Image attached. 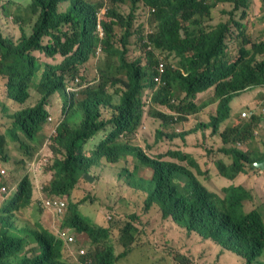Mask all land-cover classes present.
I'll use <instances>...</instances> for the list:
<instances>
[{"label": "trees", "instance_id": "1", "mask_svg": "<svg viewBox=\"0 0 264 264\" xmlns=\"http://www.w3.org/2000/svg\"><path fill=\"white\" fill-rule=\"evenodd\" d=\"M109 2L101 21L102 36L96 15L102 6L100 0H30L27 4L0 0V80L8 99L21 106L9 113L10 106L0 101L1 110L9 114L0 117V161L10 162L6 149L10 141H19L20 149L39 146L51 127L49 147L23 157L47 158L40 168L44 170L42 181L48 183L36 199L42 208L47 199L64 200L67 223L76 235L85 234L90 240L83 246L85 254L80 255L70 252L75 245L57 240L41 222L17 227L18 214L35 203L34 183L30 174L9 179L7 171L1 173L0 169L4 184L15 186L13 197L0 208V264H115L129 256L138 233L133 224L139 220L137 216L119 225L105 215L107 224L102 227L80 212L81 204L97 199L91 193L79 199L78 193L90 178L98 177L94 174H100L115 193L137 181L149 193L145 211L155 203L163 219L171 217L187 233L236 253L243 264H264L260 262L264 217L255 207L245 208L252 200L251 190L233 185L241 174L264 176V170L253 165L264 156V150L253 155L246 145L262 135L264 118H236L223 130L220 127L230 118L229 103L234 97L264 86V23L259 36L252 38L244 35L243 21L252 2L264 11V0ZM148 7L152 26L145 31L140 18ZM215 10L228 17L211 26L207 21ZM229 33H233V45L226 48ZM99 46L105 53L106 69L101 70L97 82L90 83L81 67ZM232 49L239 53L241 64L228 65L225 57ZM132 53L137 54L132 57ZM145 89L150 93L144 94ZM32 90L40 99L25 106ZM57 93L65 95L59 104L61 118L48 125L49 107ZM200 98L202 106L211 98H217L218 104L215 112L207 110L209 120L199 121L191 131L210 128L211 134L221 139L219 152L230 159L228 162L205 155L197 158L182 147L191 131H182L179 125L184 115L199 109ZM138 131L143 136L153 131L152 142L144 146H166L164 156L171 162L149 159L141 144L133 145ZM131 157L152 169L150 179L137 178L127 162ZM105 164H115L109 177L95 170ZM213 166L223 183L222 196L205 182L212 181ZM113 229L119 230L118 243L123 248L118 255L109 242ZM24 250L27 255L19 259Z\"/></svg>", "mask_w": 264, "mask_h": 264}, {"label": "rangeland", "instance_id": "2", "mask_svg": "<svg viewBox=\"0 0 264 264\" xmlns=\"http://www.w3.org/2000/svg\"><path fill=\"white\" fill-rule=\"evenodd\" d=\"M27 4L30 0H18ZM95 1V0H93ZM227 19L226 16H221L218 10L213 13L212 20L208 24L214 25L220 20ZM246 24L244 27V35L250 34L252 38L259 36L258 32L262 30L264 23V11L260 9V5L252 2L250 8L248 9V14L243 20ZM3 22V19H1ZM151 18L148 22L147 29L151 28ZM233 33H229L226 38V48L232 47ZM239 38V37H238ZM132 47V45H129ZM133 48V47H132ZM130 52L128 51V54ZM231 57L237 55L233 49L228 52ZM104 52L101 51L99 54H94L90 60L81 67V73L88 78V82H94L99 80V74L102 69H106L104 65ZM137 53H132V57H135ZM229 56V57H230ZM144 94L150 93L148 90H144ZM79 98H82L80 95ZM208 98V97H205ZM40 99V95L36 90H32L31 97L25 106L34 105ZM202 98L198 100L199 103L202 102ZM0 101L5 102L10 106L9 113L15 112L20 105L15 104L13 101L8 99L6 94V89L4 88L3 82L0 80ZM65 101V95L63 93H57L53 104L49 107L51 116L54 120L61 118L59 113V104H63ZM255 104L256 111L261 112L264 109V88L252 87L246 92H242L236 97H234L230 103V118L235 116V113L241 114L242 111H248L247 106ZM217 102H214L211 106H206L204 108V113L207 110L210 112H215ZM246 107V108H245ZM12 108V109H11ZM146 111V110H145ZM9 114L4 113L0 107V117H8ZM264 118V115H261ZM241 118V116H240ZM243 120H248V118H241ZM3 118H0V130L3 127ZM196 120L192 114H188L185 120V129H192L195 125ZM48 125H52L53 121L48 119ZM150 129L151 124H148ZM52 128L45 133V136L41 138V142L38 143L39 146L31 144L29 149H20L21 146L19 141L9 142L7 149L10 155V162L3 163L0 161V169L6 170L9 174V179L22 178L24 174H30V178L34 183V196L33 201L40 197V191L42 187L48 183V181H42L41 176L44 170L40 168L41 161H47L45 155H41L40 158L34 159H23L24 156H29L30 153L35 155L41 152L43 149L48 148V137L51 134ZM262 135L254 138L252 141L246 143L248 150L253 154H260L264 150V131L260 132ZM154 136L153 131L148 135L143 136L138 134L136 139L132 142L135 145L141 144L143 150L147 153L163 151L166 146H152L151 148H146L144 145L148 142H152ZM155 139V138H154ZM184 145L182 147L184 151L193 153L197 158L198 155L201 156L203 153L202 148H209L211 146H216L218 143L217 136L212 135L210 130L196 131L190 133L185 137L183 141ZM182 144V143H181ZM45 151V150H44ZM43 151V152H44ZM43 152L41 154H43ZM219 156H223L224 160H228L227 156L218 153ZM216 157L214 153L210 154V159ZM31 160V161H30ZM199 160V159H198ZM136 161L133 159L130 163V168L132 164ZM23 162V163H22ZM35 163L38 165L36 167ZM200 166L202 162L199 160ZM26 165V168L24 167ZM115 164H105L97 167L98 171H103L106 177L112 175L115 170L112 166ZM17 167L18 171H14ZM103 170V168H105ZM45 169V168H44ZM145 170V167H142ZM143 179L146 180L147 175L145 172L141 171ZM212 181H205L211 187L215 188L217 194L222 196L223 183L217 178L216 167L213 166ZM98 177H92L89 179L88 184L84 185L79 191L81 199L82 194L88 193L93 194L97 197L95 201L88 200L85 204L81 205L80 212L83 216L89 217L94 223H99L100 226L106 227L107 221L105 215L112 217V222H117L121 225L124 221H129V216L135 215L139 218L138 221H134V226L138 230V233L134 236V244L132 253L124 258L115 261V264H243V260L240 256L230 250H223L219 246L209 243L202 239L198 234L187 233L183 228L177 226L171 219H163L160 215L159 209L157 207H152L150 211L143 212L142 204L146 197V194L136 187L127 188L123 186L121 191L115 193L110 185L102 178L100 174ZM120 182V181H119ZM119 182L115 183L116 185ZM204 183V182H203ZM205 183V184H206ZM0 184L7 187L8 193L3 194L0 189V208L5 200L13 197L14 184H4V180L0 177ZM135 184H138L135 181ZM233 185L244 186L245 189H249L252 192V200L245 203L246 209H251L255 207L258 209L264 217V176L260 175L258 178L249 175H240L238 179L233 183ZM36 189V190H35ZM3 190V189H2ZM39 199L35 200V203L28 209L22 210L18 214V220L16 222L17 227H21L27 224H31L37 221L39 217V223H45L54 231L53 213L56 211L54 209L47 208L43 209L39 202ZM41 211V212H40ZM56 220V219H55ZM59 219H57V223ZM124 222V223H125ZM124 225V224H123ZM122 225V226H123ZM18 234H22L18 229H13ZM119 230L113 229L110 231L109 242L114 247L115 254L118 255L123 251V248L118 243ZM86 243H90L87 235L79 234L75 240V246L70 248L71 252L75 253L78 249L85 246ZM84 248V247H83ZM27 255L24 250L18 254L19 259H22ZM260 262H264V255L260 257Z\"/></svg>", "mask_w": 264, "mask_h": 264}, {"label": "clouds", "instance_id": "3", "mask_svg": "<svg viewBox=\"0 0 264 264\" xmlns=\"http://www.w3.org/2000/svg\"><path fill=\"white\" fill-rule=\"evenodd\" d=\"M101 2H102V6H100V8L97 10V12H96V15H97V18H98V24H97V30L100 32V35H104V33H103V27H102V24H101V21H102V19L104 18V16H105V14H106V10L109 8V5H110V2H109V0H100ZM151 10H153V9H151ZM221 14V16H226V17H228V15H226L225 13H220ZM150 8L148 7L147 8V10H146V12L144 13V15L140 18V20L141 21H143L144 23H145V31H149L150 29H147V25H148V22H149V20H150ZM212 20V19H211ZM211 20H208L207 21V24H208V22H210ZM224 21H226V19L225 20H220V21H218L217 23H219V22H224ZM217 23H215L214 25H216ZM214 25H211V26H214ZM228 35V34H227ZM226 38H227V36H226ZM225 44H226V39H225ZM102 51V47L101 46H99L97 49H96V51H94L93 52V55L94 54H99V52H101ZM225 51V50H224ZM227 52V51H226ZM228 53V52H227ZM92 55V56H93ZM228 55H229V53H228ZM230 56V55H229ZM225 59L228 61V65H232V63H239V64H241L242 63V61H241V58H240V55H239V53H237V55L236 56H234V57H225ZM95 82H97L96 80L94 81V82H90V83H95ZM74 83L75 82H72V90L74 91V88H73V86H74ZM258 88H264V86H262V87H258ZM248 90H250V89H248ZM248 90H246V91H248ZM246 91H244V92H246ZM242 93V92H241ZM240 94V93H239ZM214 102H217V104H218V99L216 98V99H213V98H211V102L208 104V105H206V106H211ZM197 104H198V110L196 111V112H190L189 114H192L193 115V117L195 118V120H196V123H195V125L193 126V128L192 129H189V130H187V129H185V120H186V116L187 115H184V119H183V121H182V123L179 125V129L180 130H182V131H185V132H189V131H191V130H194L195 128H196V126L198 125V123H199V121L200 122H207L208 120H209V116H208V114H205L204 113V108H206V106H202V105H200V103L197 101ZM216 107H217V105H216ZM248 108H249V110L248 111H242L241 112V114L239 115V114H237V113H235V116L232 118V119H227L226 121H224L222 124H221V130H223L224 129V127H226L227 126V123L228 122H232V123H234V121H235V119L237 118V119H241V118H251L252 116H254V115H264V109H261V112H257L256 111V108H254L255 107V104H251V105H249V106H247ZM230 108V107H229ZM246 108V107H245ZM215 111H216V109H215ZM51 115V114H50ZM240 116H241V118H240ZM49 119L50 120H52L53 122H54V119H53V117L52 116H49ZM207 130H210L211 131V129L210 128H208ZM193 131H191L190 133H192ZM190 133H188L187 134V136L190 134ZM138 134H139V131H138ZM137 134V135H138ZM186 136V137H187ZM217 140H218V143H217V145L216 146H213V149H210V147L209 148H202L203 149V153L201 154V155H205V156H207V157H209L210 158V154H212V153H214L215 155H216V157H214V158H212V160H218V159H221V160H224V157L223 156H219L218 155V153H220L219 152V149L221 148V139L219 138V137H217ZM134 140H132L131 141V143L133 142ZM133 144V143H132ZM133 145H135V144H133ZM139 145V144H138ZM138 145H135V146H138ZM243 145V144H242ZM44 150V149H43ZM42 150V151H43ZM145 152V151H144ZM164 151H158V152H149V153H147V152H145V156L147 157V158H149V159H158V160H160V161H164V162H171V159L170 158H168V157H166V156H164ZM221 154H223V153H221ZM225 155V154H224ZM226 156V155H225ZM198 157H199V155H198ZM264 157V156H263ZM262 157V158H263ZM228 158V157H227ZM136 160V159H135ZM230 159L228 158V160H224L225 162H228ZM258 160H260V159H258ZM257 160V161H258ZM131 161H133V158L131 157V158H128V161L127 162H130L131 163ZM257 161H255V162H257ZM254 162V163H255ZM254 163H253V165H254ZM142 167H145V170H143L142 169ZM131 169H132V171L135 173V175L137 176V178H140V177H142L143 178V176H142V174H141V171H143V172H145V174L147 175V178H146V180H148V179H150L151 178V174H152V169L150 168V167H146V166H143V165H140V164H138V160H136V161H134V163L132 164V166H131ZM260 169V168H259ZM260 170H264V168L263 169H260ZM4 172V170H2L1 171V173H3ZM241 175H247V174H241ZM249 176H252V177H256L255 175H249ZM256 178H258V177H256ZM141 179V178H140ZM198 179H200L202 182H204L203 181V178L201 177V176H198ZM144 180V179H143ZM132 182H134L135 183V181H132ZM125 186H127V185H125ZM132 187H136V188H138V189H141L145 194H146V197H145V199H144V201H143V204H142V209H143V212H148V211H150V210H148V211H145V201H146V199L148 198V195H149V193L147 192V191H144V189L143 188H141L140 187V185L139 184H134V185H132L131 187H129V186H127V188H132ZM2 189L3 190H1L2 191V193L4 194V193H8V190H7V187H5V186H3L2 187ZM15 189V186H14V188H13V190ZM12 190V191H13ZM48 201H51L52 202V205H49L48 204ZM81 205H83V204H81ZM80 205V206H81ZM67 206V203L64 201V200H52V199H47L45 202H44V208L43 209H47V208H49V209H54L56 212L55 213H53V216H54V220H53V225H54V231H52V229H50V227L48 226V225H46L44 222L43 223H41L42 224V226L45 228V229H47V230H49L56 238H57V240H61L64 244H66L67 246H73V245H75V240H76V237L77 236H79V235H76L75 234V232H74V229L67 223V221H66V217H67V214H65V212H64V208ZM152 207H157L156 205H155V203H153L150 207H149V209H151ZM81 208V207H80ZM158 208V207H157ZM41 212V211H40ZM160 212V211H159ZM132 216V215H131ZM133 216H135V215H133ZM110 217V216H109ZM129 218H130V216H129ZM56 219V220H55ZM57 219H59V222L57 223ZM112 219V218H111ZM110 219V220H111ZM167 219H171L172 221H173V219L171 218V217H168ZM39 217L37 218V221L39 222ZM36 222V221H35ZM125 222V221H124ZM123 222V223H124ZM128 222V221H127ZM174 222V221H173ZM176 224V223H175ZM177 225V224H176ZM39 230H40V226H39ZM70 248H72V247H70ZM84 248L82 247L81 249H78V251L77 252H75V253H79L80 255H83V254H85L84 253V250H83ZM70 252H71V250H70ZM71 253H73V252H71Z\"/></svg>", "mask_w": 264, "mask_h": 264}, {"label": "water", "instance_id": "4", "mask_svg": "<svg viewBox=\"0 0 264 264\" xmlns=\"http://www.w3.org/2000/svg\"><path fill=\"white\" fill-rule=\"evenodd\" d=\"M254 166L260 169L264 168V157L254 163Z\"/></svg>", "mask_w": 264, "mask_h": 264}, {"label": "built area", "instance_id": "5", "mask_svg": "<svg viewBox=\"0 0 264 264\" xmlns=\"http://www.w3.org/2000/svg\"><path fill=\"white\" fill-rule=\"evenodd\" d=\"M158 70H159V72H162L163 71V66L162 65H159ZM48 204L49 205H52V202L51 201H48Z\"/></svg>", "mask_w": 264, "mask_h": 264}]
</instances>
